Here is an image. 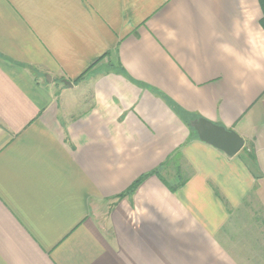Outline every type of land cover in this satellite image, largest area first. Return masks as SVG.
Returning a JSON list of instances; mask_svg holds the SVG:
<instances>
[{
	"label": "crops",
	"instance_id": "1",
	"mask_svg": "<svg viewBox=\"0 0 264 264\" xmlns=\"http://www.w3.org/2000/svg\"><path fill=\"white\" fill-rule=\"evenodd\" d=\"M0 264H264L260 0H0Z\"/></svg>",
	"mask_w": 264,
	"mask_h": 264
},
{
	"label": "water",
	"instance_id": "2",
	"mask_svg": "<svg viewBox=\"0 0 264 264\" xmlns=\"http://www.w3.org/2000/svg\"><path fill=\"white\" fill-rule=\"evenodd\" d=\"M64 84L71 86L68 82H64ZM190 127L196 132L201 142L222 152L228 158L237 155L244 146L242 138L236 133L214 125L207 120H193L190 122Z\"/></svg>",
	"mask_w": 264,
	"mask_h": 264
},
{
	"label": "trees",
	"instance_id": "3",
	"mask_svg": "<svg viewBox=\"0 0 264 264\" xmlns=\"http://www.w3.org/2000/svg\"><path fill=\"white\" fill-rule=\"evenodd\" d=\"M262 2V8H263V13H264V0H260ZM169 163V161H167L165 164H163L160 168H158L157 170H155L154 172L147 174L145 176H142L140 179H138L130 188L129 190L126 192V195L128 194H132L136 188L147 178L150 176H158L160 175V173L164 170L165 166H167V164ZM164 183L165 180L161 179ZM172 187V188H171ZM170 190L174 191L176 189L179 188V186H174V185H170L169 186Z\"/></svg>",
	"mask_w": 264,
	"mask_h": 264
},
{
	"label": "rangeland",
	"instance_id": "4",
	"mask_svg": "<svg viewBox=\"0 0 264 264\" xmlns=\"http://www.w3.org/2000/svg\"><path fill=\"white\" fill-rule=\"evenodd\" d=\"M171 172H172V171H171ZM162 173L164 174V170L162 171ZM166 177H167V179H169V176H168V175H167Z\"/></svg>",
	"mask_w": 264,
	"mask_h": 264
}]
</instances>
